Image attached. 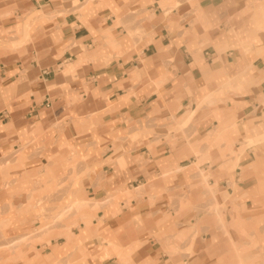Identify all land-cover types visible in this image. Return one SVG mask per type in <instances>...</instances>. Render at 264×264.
Segmentation results:
<instances>
[{
    "label": "crops",
    "instance_id": "0c3cea01",
    "mask_svg": "<svg viewBox=\"0 0 264 264\" xmlns=\"http://www.w3.org/2000/svg\"><path fill=\"white\" fill-rule=\"evenodd\" d=\"M67 1L0 0V158L53 141L43 130L63 117L59 141L100 178L72 180L80 229L35 252L0 246V264H258L199 208L237 206L233 222L264 237V0ZM32 149L29 166L0 168V241L33 221V175L69 164L33 167ZM86 190L117 194L95 213ZM183 226L200 236L168 251Z\"/></svg>",
    "mask_w": 264,
    "mask_h": 264
},
{
    "label": "rangeland",
    "instance_id": "374dc122",
    "mask_svg": "<svg viewBox=\"0 0 264 264\" xmlns=\"http://www.w3.org/2000/svg\"><path fill=\"white\" fill-rule=\"evenodd\" d=\"M177 1L179 0H171L168 5L169 8L175 6ZM93 2H95V0H68L66 2L68 8L65 11L81 13V6ZM189 2H191V0ZM136 22L138 23V19ZM130 34L134 36L140 35L141 30L136 29L134 32H130ZM66 126L67 123L65 122V118L62 117L55 119L51 125L49 124V126L45 127L43 130L49 135L56 136L54 139H49L53 141L47 143H33V149L31 146L26 148L27 144H20L17 150L10 149L7 156L3 155L0 158V168L3 166H13L15 161L19 162L21 156L23 157L22 165L23 161H26L25 165L29 166L32 160L30 158L31 155L29 153H24V155L22 151L27 150L26 152H29L32 149L33 167H52L54 161L59 159H68L69 162L60 175L53 176V180H47L45 177H42L44 176L43 173L33 175V199L31 200L33 202V221L31 224H28L26 226L27 228H24L22 232H19V234H16L13 237L5 236V238L0 241V246L3 247L5 245V247L10 249L13 253L16 252L18 254L24 249L28 251L33 249L35 252L37 244H40L41 249H43V245L49 246L51 237L63 235L64 231H69L71 229H80V216L77 215L75 206L71 203L72 199L76 198L73 197L75 192L72 190V187L74 186L72 180L74 178L79 179V177H84L86 184H92L93 182L99 181L100 177L95 174L96 170L89 165L88 155L84 158H80L76 156L77 153L75 152L73 144L66 141H59L62 140L61 138L65 135ZM202 178L205 179L206 177L202 176ZM10 183L13 182L10 180L7 181L6 184L10 185ZM205 187L207 191H210V186L205 184ZM136 192H138V190L132 189L131 191H124L122 194L123 196L126 195L128 198L135 196ZM115 194H117V192H106L100 197L101 194H98V192H88L86 190L85 199L91 204V207L94 208L96 213L98 209H101L102 205L111 202L112 199H114L113 196ZM8 209L14 210L15 206L10 202ZM199 211L202 213L208 212L215 216L214 229L218 232L225 234V236H228L230 232L239 237L234 240L236 241L237 247L242 249V256L247 257L248 259H254L258 264H264V237L258 239L259 237L256 238L250 228L245 227L244 230H241L237 224L233 222L234 216L238 215L239 212L237 206H227L224 203L219 205L213 199L211 204L199 208ZM225 212H228L227 216H230L229 220H227L228 217H225ZM218 215L221 216L222 221L217 218ZM69 220L71 221L70 225H68ZM257 224L256 232H263L264 221ZM2 227L3 226H0V234L4 235ZM203 230H205V228H203ZM179 231L182 232V235L185 236V238L165 240L167 241L165 247H167V250L170 252L178 250L180 241H182V243H187L190 240H196L200 236L199 227L187 228L186 226H183ZM108 246L112 245L108 243ZM117 251L119 252L120 248L117 249ZM16 256L18 257V255L12 254V258H15ZM116 256L119 262H124L119 253H116ZM68 260V256H65L64 258H55L52 264H70Z\"/></svg>",
    "mask_w": 264,
    "mask_h": 264
},
{
    "label": "built area",
    "instance_id": "2783aa9c",
    "mask_svg": "<svg viewBox=\"0 0 264 264\" xmlns=\"http://www.w3.org/2000/svg\"><path fill=\"white\" fill-rule=\"evenodd\" d=\"M44 104H45L46 106H48V105H49V103H48L47 99L45 100Z\"/></svg>",
    "mask_w": 264,
    "mask_h": 264
},
{
    "label": "bare ground",
    "instance_id": "6f19581e",
    "mask_svg": "<svg viewBox=\"0 0 264 264\" xmlns=\"http://www.w3.org/2000/svg\"><path fill=\"white\" fill-rule=\"evenodd\" d=\"M250 141V140H249Z\"/></svg>",
    "mask_w": 264,
    "mask_h": 264
}]
</instances>
